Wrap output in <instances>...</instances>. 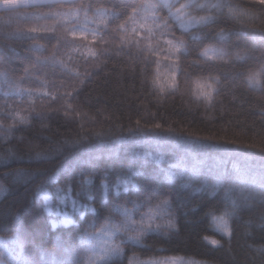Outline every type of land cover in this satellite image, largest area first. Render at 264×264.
<instances>
[{"label": "trees", "instance_id": "trees-1", "mask_svg": "<svg viewBox=\"0 0 264 264\" xmlns=\"http://www.w3.org/2000/svg\"><path fill=\"white\" fill-rule=\"evenodd\" d=\"M0 186L20 264H91L123 209L140 221L162 200L176 230L143 246L122 230L124 255L99 264H264V0L0 10Z\"/></svg>", "mask_w": 264, "mask_h": 264}, {"label": "snow or ice", "instance_id": "snow-or-ice-1", "mask_svg": "<svg viewBox=\"0 0 264 264\" xmlns=\"http://www.w3.org/2000/svg\"><path fill=\"white\" fill-rule=\"evenodd\" d=\"M186 8L187 5L182 6ZM181 9L177 10V18L180 19ZM207 17H201L200 20H206ZM183 26V25H182ZM177 48L182 47V45L176 46ZM4 188L0 186V194H3ZM57 193L61 192L60 188L56 189ZM39 197L45 203V210L51 215L52 214V196L51 194L44 190L41 191ZM169 206V201L162 200L155 206V209H149L146 213H144L143 218L140 221H137L133 217V212L135 209H123L121 215L123 216V223L122 225H112V226H105L102 229L109 237V243L107 246H101L99 252H93L94 259L92 260L91 264H99L101 261H105L110 259L113 256H122L124 255L125 249L121 243H114L112 242L113 238L116 236L117 233L121 232L122 230L128 232L127 241L128 243L136 246H143V240L148 235L150 231H161L166 230L164 232L167 235L170 231L176 230V223L174 219H165V216L168 215L167 209ZM138 207V205H137ZM95 211V209H93ZM160 217V222H157V217ZM64 225H68L72 223L71 218L64 214L63 219L61 221ZM131 229H129V226ZM56 226L55 221H53V227ZM217 227L221 228L223 231H228L227 221L223 218H219L217 221ZM213 243H217L213 241ZM176 258L172 261V264H177ZM127 264H161V261L148 258V259H141L137 255H130L127 260Z\"/></svg>", "mask_w": 264, "mask_h": 264}, {"label": "rangeland", "instance_id": "rangeland-1", "mask_svg": "<svg viewBox=\"0 0 264 264\" xmlns=\"http://www.w3.org/2000/svg\"><path fill=\"white\" fill-rule=\"evenodd\" d=\"M59 1H67V0H9L5 2H0V10H6L11 9L15 7L20 6H29V5H36V4H44V3H53V2H59ZM64 211L63 207H56L57 212ZM116 225H122V224H116ZM131 226V225H130ZM129 226V228H130ZM122 232V231H121ZM118 234V233H117ZM116 234V236H117ZM116 236L113 238L114 241L112 242L116 243L115 239ZM93 242L95 243V252L100 251L101 246H107L109 243V237L106 233L99 234L98 237H94ZM15 247L19 249L17 255L14 254V251L10 246L8 242L0 241V264H6L5 258H8L12 263L14 264H20L22 261V256H25V251L23 249V245L20 243H14Z\"/></svg>", "mask_w": 264, "mask_h": 264}]
</instances>
